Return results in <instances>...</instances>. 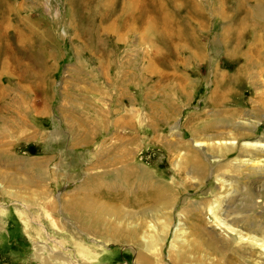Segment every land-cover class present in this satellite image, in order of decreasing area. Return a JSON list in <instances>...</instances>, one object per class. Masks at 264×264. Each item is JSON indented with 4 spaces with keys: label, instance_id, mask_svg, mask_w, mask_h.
Here are the masks:
<instances>
[{
    "label": "rangeland",
    "instance_id": "374dc122",
    "mask_svg": "<svg viewBox=\"0 0 264 264\" xmlns=\"http://www.w3.org/2000/svg\"><path fill=\"white\" fill-rule=\"evenodd\" d=\"M261 143L264 0H0V264H264Z\"/></svg>",
    "mask_w": 264,
    "mask_h": 264
},
{
    "label": "crops",
    "instance_id": "0c3cea01",
    "mask_svg": "<svg viewBox=\"0 0 264 264\" xmlns=\"http://www.w3.org/2000/svg\"><path fill=\"white\" fill-rule=\"evenodd\" d=\"M21 171H22V170H21ZM21 171L19 170L17 175L19 176V178H22V179H23V177H21V174H22ZM24 180H25V179H24ZM24 180H23V181L21 180L22 182L17 183L18 187L23 186ZM25 181H27V180H25ZM21 183H22V185H21Z\"/></svg>",
    "mask_w": 264,
    "mask_h": 264
},
{
    "label": "bare ground",
    "instance_id": "6f19581e",
    "mask_svg": "<svg viewBox=\"0 0 264 264\" xmlns=\"http://www.w3.org/2000/svg\"><path fill=\"white\" fill-rule=\"evenodd\" d=\"M95 1H96V4H100V2H102V1L104 2V0H95ZM101 4H102V3H101ZM94 5H95V4H94ZM101 6H102V5H101ZM109 14H110V13H109ZM6 15H7V14H6ZM259 146H262V147H263V146H264V143H263V144H262V143L259 144Z\"/></svg>",
    "mask_w": 264,
    "mask_h": 264
}]
</instances>
